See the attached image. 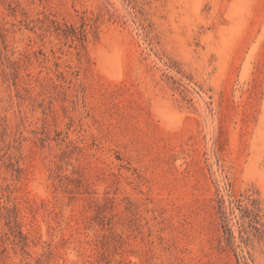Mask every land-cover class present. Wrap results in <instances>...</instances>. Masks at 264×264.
<instances>
[{
  "label": "rangeland",
  "instance_id": "rangeland-1",
  "mask_svg": "<svg viewBox=\"0 0 264 264\" xmlns=\"http://www.w3.org/2000/svg\"><path fill=\"white\" fill-rule=\"evenodd\" d=\"M0 264H264V0H0Z\"/></svg>",
  "mask_w": 264,
  "mask_h": 264
}]
</instances>
